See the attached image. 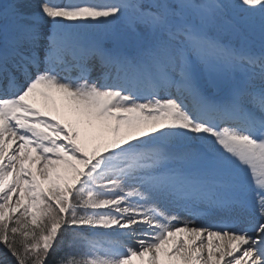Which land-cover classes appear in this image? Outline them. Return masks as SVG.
<instances>
[{
  "label": "snow or ice",
  "instance_id": "6c2138e0",
  "mask_svg": "<svg viewBox=\"0 0 264 264\" xmlns=\"http://www.w3.org/2000/svg\"><path fill=\"white\" fill-rule=\"evenodd\" d=\"M0 246L264 264V0H0Z\"/></svg>",
  "mask_w": 264,
  "mask_h": 264
},
{
  "label": "trees",
  "instance_id": "16d2710c",
  "mask_svg": "<svg viewBox=\"0 0 264 264\" xmlns=\"http://www.w3.org/2000/svg\"><path fill=\"white\" fill-rule=\"evenodd\" d=\"M63 251H64L65 253H69V252L76 253V252H79L80 249H76V248L69 249L68 247L65 246V247L63 248ZM4 252H6V249H4L2 246H0V254H2V253H4ZM55 255H56V256H60V255H61V252H60V251H57V252L55 253ZM51 259H53V258L51 257ZM7 260H8V262H9V264H14V261H13V259H12L10 256L7 257Z\"/></svg>",
  "mask_w": 264,
  "mask_h": 264
},
{
  "label": "rangeland",
  "instance_id": "374dc122",
  "mask_svg": "<svg viewBox=\"0 0 264 264\" xmlns=\"http://www.w3.org/2000/svg\"><path fill=\"white\" fill-rule=\"evenodd\" d=\"M38 106L43 107V104H40V105H38ZM44 110L47 112L48 116H51V117H55V118H57V119H60V120H61V123H64V122H65V121L63 120V118H61V116L59 115V113H57L54 109L45 108ZM13 199L15 200V197H14ZM49 264H52V259H51V257L49 258Z\"/></svg>",
  "mask_w": 264,
  "mask_h": 264
},
{
  "label": "bare ground",
  "instance_id": "6f19581e",
  "mask_svg": "<svg viewBox=\"0 0 264 264\" xmlns=\"http://www.w3.org/2000/svg\"><path fill=\"white\" fill-rule=\"evenodd\" d=\"M193 226H198V224L195 223V225H193Z\"/></svg>",
  "mask_w": 264,
  "mask_h": 264
}]
</instances>
